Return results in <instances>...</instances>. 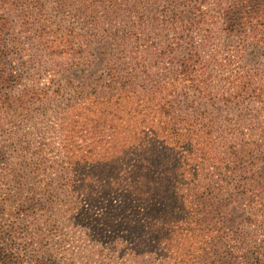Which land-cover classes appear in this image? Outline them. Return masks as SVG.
<instances>
[{"label":"trees","instance_id":"trees-1","mask_svg":"<svg viewBox=\"0 0 264 264\" xmlns=\"http://www.w3.org/2000/svg\"><path fill=\"white\" fill-rule=\"evenodd\" d=\"M81 1L85 11L93 4ZM14 11L22 21L29 16L24 0H0V114L5 117L12 108H24L44 93L35 86L17 93L13 90L19 76L10 72L6 57L14 49L8 42L13 35ZM170 24L173 40L159 53L136 49L126 55L125 47L120 48L124 52L107 58L103 72L88 84L89 89L77 92L80 96L70 105L84 104L87 116L75 120L78 130L72 129L71 141L79 136L83 139L75 144L78 153L67 157L73 163L83 161L94 169H104L107 176L100 186L110 196L123 197L119 209L125 225L149 231L161 225L168 238L167 250L173 249L181 257V241L193 230L191 224L199 221L197 214L202 220L214 217L216 210L227 215L228 207L243 200V221L257 227L263 236L255 264H264V181L239 183L232 178L242 166L252 170L264 161V142L249 136L218 152L213 143L219 139L208 128L215 111L227 108L231 112L236 107L247 114L254 105L247 127L250 134L264 135V0H202L190 6L181 26L175 27L173 20ZM217 38H224L225 44L231 42L237 53L241 51L236 55L238 65ZM112 39L121 47L128 38L114 31ZM250 45L258 48L262 58L255 65L245 61ZM63 48L64 44L58 45ZM177 49L180 54H175ZM154 67L165 69L163 78L152 77ZM240 125L234 129L239 130ZM160 142L165 150L156 146ZM159 164L164 167L162 176L156 172ZM202 174L208 178L203 193L198 181ZM51 194L40 197L45 196L46 202H36L40 213L51 209ZM159 198L168 201L163 219L157 211ZM224 220L220 218V222ZM54 221H49L51 227L58 225ZM235 232L237 229L232 230ZM10 233L0 229V264H77L72 258L46 257L28 243L20 248L13 244ZM228 235L222 234L221 239L230 238ZM131 254L132 258L141 256L136 251ZM110 259L109 264H117L116 251Z\"/></svg>","mask_w":264,"mask_h":264},{"label":"rangeland","instance_id":"rangeland-1","mask_svg":"<svg viewBox=\"0 0 264 264\" xmlns=\"http://www.w3.org/2000/svg\"><path fill=\"white\" fill-rule=\"evenodd\" d=\"M24 2L28 18L22 21L16 11L11 15L13 35L8 42L14 49L6 57V64L13 75L19 76L15 93L31 86L44 89V93L24 108H12L7 117L0 114V229L11 231L13 244L20 248L29 244L46 257L72 258L77 264L112 263L115 251L117 264H255L263 236L257 227L243 221V200L228 207L227 215L216 210L214 217L202 220L197 214L199 221L191 224L193 230L181 241V257L173 249L167 250L168 238L161 225L153 231L125 225L119 209L123 197L110 196L100 186L107 176L104 169H94L93 164L83 161L73 163L74 159L67 157L78 153L75 144L83 139L79 136L71 141L72 129L78 130L75 120L87 116L84 104L70 105L80 96L77 92L89 89L88 84L103 72L107 58L124 52L118 51L120 48L125 47L126 55L136 49L159 53L173 40L171 20L175 27L181 26L190 6L202 0H91L87 11L81 0ZM114 31L128 38L121 47L112 39ZM220 43L238 65L236 55L241 51L237 53L231 42L225 44L224 38ZM60 44L65 48L58 49ZM246 50V62H261L257 47L250 45ZM162 67L151 69L153 78H163ZM249 107L252 113L247 114L236 107L231 112L227 108L215 111L213 121L208 123L212 136L219 139L213 143L215 150L222 152L249 136L264 142V135L250 134L247 127L256 109L254 105ZM236 124H241L237 131ZM156 146L165 150L161 142ZM163 171L162 165L156 166L159 176ZM232 178L239 183L263 182L264 161L252 170L242 166ZM198 181L203 193L208 178L202 174ZM48 192L53 194L51 209L42 214L36 202H46L45 196L40 197ZM167 203L158 199L161 219ZM220 218L225 220L220 222ZM50 220L58 225L51 227ZM222 234L232 236L222 240ZM132 251L141 256L132 258Z\"/></svg>","mask_w":264,"mask_h":264}]
</instances>
